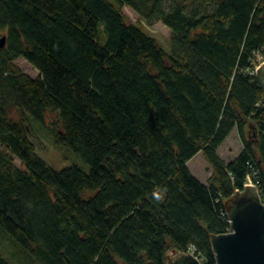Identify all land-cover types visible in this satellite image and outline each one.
I'll return each mask as SVG.
<instances>
[{
	"label": "trees",
	"instance_id": "16d2710c",
	"mask_svg": "<svg viewBox=\"0 0 264 264\" xmlns=\"http://www.w3.org/2000/svg\"><path fill=\"white\" fill-rule=\"evenodd\" d=\"M193 1L0 0V230L19 259L0 249V264H167L172 249L216 264L225 200L251 179L264 203V0ZM124 6L167 25L170 49ZM47 117L88 171L39 156ZM234 130L243 148L226 161ZM200 152L207 182L188 167Z\"/></svg>",
	"mask_w": 264,
	"mask_h": 264
},
{
	"label": "water",
	"instance_id": "95a60500",
	"mask_svg": "<svg viewBox=\"0 0 264 264\" xmlns=\"http://www.w3.org/2000/svg\"><path fill=\"white\" fill-rule=\"evenodd\" d=\"M6 42L7 36H0V48ZM256 77L264 89V64L257 68ZM224 205L230 230L211 236L216 264H264V203L258 187L245 185L228 197ZM166 258L167 264H203L195 251L172 249Z\"/></svg>",
	"mask_w": 264,
	"mask_h": 264
},
{
	"label": "rangeland",
	"instance_id": "374dc122",
	"mask_svg": "<svg viewBox=\"0 0 264 264\" xmlns=\"http://www.w3.org/2000/svg\"><path fill=\"white\" fill-rule=\"evenodd\" d=\"M174 0H168L167 5H170ZM188 4V9L192 7H201L199 3H194L193 0H184ZM123 14L127 20L132 23L139 24L143 30L148 34L154 36L165 49H170V38L171 29L165 25L162 21L156 20L153 22H146L141 20L137 12H135L129 6H124L122 9ZM264 60V56H259L257 62L261 63ZM16 65L20 70L29 76L35 78L39 76V70L35 68L24 58H19L15 61ZM11 116L17 117V111L12 108ZM50 125L49 117L46 118L45 123L35 121V133L33 140L36 144L37 153L39 156L46 161L49 167L55 170H61L70 166H79L85 170H89V165L79 156L74 154L70 149L66 147H57L53 144L47 127ZM243 148L236 130L232 131L230 136L223 142L219 148V154L226 160L229 161L234 158ZM17 165H21V161L15 158ZM188 167L192 174L198 177L201 181L207 182L211 176L212 168L202 155L197 153L188 161ZM0 249L2 254L7 259H13L19 261L15 255L16 248L13 239L4 231L0 230Z\"/></svg>",
	"mask_w": 264,
	"mask_h": 264
},
{
	"label": "built area",
	"instance_id": "2783aa9c",
	"mask_svg": "<svg viewBox=\"0 0 264 264\" xmlns=\"http://www.w3.org/2000/svg\"><path fill=\"white\" fill-rule=\"evenodd\" d=\"M262 63H264V60L261 61V63L256 62L255 70H256V68H258V66L261 65ZM249 183L254 184V183L251 181V179H249ZM254 185H255V184H254Z\"/></svg>",
	"mask_w": 264,
	"mask_h": 264
}]
</instances>
